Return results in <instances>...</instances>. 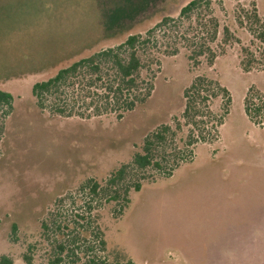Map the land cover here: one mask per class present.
Here are the masks:
<instances>
[{"label": "rangeland", "instance_id": "1", "mask_svg": "<svg viewBox=\"0 0 264 264\" xmlns=\"http://www.w3.org/2000/svg\"><path fill=\"white\" fill-rule=\"evenodd\" d=\"M190 1L0 0V91L13 98L8 116L0 113V258L25 264L32 246V264H50L56 246L77 236L76 261L65 253L62 264H85L99 233L97 254L109 264H264V112L254 122L244 113L250 90L264 99V21L248 19L253 7L264 17V0H209L179 20ZM164 16L175 23L138 52L139 77L152 84L145 103L117 119L100 88L81 87L70 117L36 107L34 83L145 35ZM198 51L195 65L188 57ZM196 77L217 82L230 102L219 92L199 104L193 128L182 95ZM163 126L154 157L166 170L134 167L144 139ZM121 166L124 179L109 186ZM88 181L97 196L82 190Z\"/></svg>", "mask_w": 264, "mask_h": 264}, {"label": "trees", "instance_id": "2", "mask_svg": "<svg viewBox=\"0 0 264 264\" xmlns=\"http://www.w3.org/2000/svg\"><path fill=\"white\" fill-rule=\"evenodd\" d=\"M209 2V0L190 1L180 9L178 19L189 18L192 13L198 11L203 5L208 8ZM248 19L252 20L251 23L254 26L264 21V17L260 19L257 16L254 7ZM171 23L174 24L175 19L164 16L154 28L147 30L145 35H129L123 43L80 59L66 68L58 70L53 77L34 83L31 87V96L35 99L36 107L40 111H44L48 105L53 114L70 117L77 103V97L80 98V94L83 92L82 88L84 90H87V88L88 90L100 88L102 95L96 92L95 95L102 101L103 108L110 114H114L117 119L121 118L123 114L133 111L136 107L146 102L152 90V84L141 80L139 77V72L142 69V62L138 54L139 48L145 46L150 41L152 34L157 28L169 26ZM210 24L213 29L211 36L214 38L217 24L212 18L210 19ZM252 28L248 30H253ZM223 32L227 33L228 31L224 28ZM257 32L258 38L264 43V32L261 29L257 30ZM200 53L199 51L193 52L188 57L189 60L197 65L198 62L194 56H199L198 54ZM212 58L209 57L207 62L211 63ZM241 65L243 70L249 72L250 62L241 61ZM85 74L89 76L87 79H85ZM219 92L226 96V105H228L230 100L226 89L219 86L217 82L208 80L205 77H196L190 86L183 91V117L191 127H197L196 118L203 116L199 104H206L211 99L217 98L220 94ZM255 100H258V102H255ZM12 101L11 94L0 91V113L2 114V118L8 116L10 113ZM263 112L264 99L259 96L257 91L250 90L244 100L245 115L250 121L254 122ZM224 113L226 114V112ZM220 121H217V124L220 125ZM167 132L168 128L163 126L161 130L147 136L143 141L141 153L133 155L132 165L141 170L147 167H153L161 171L166 170L162 163L155 159L154 153L160 150L165 133ZM195 142L197 141L193 139L191 144ZM171 170L165 172L167 177H170ZM125 173L126 167L121 166L111 174V177L107 181L108 185L117 186L124 179ZM85 188L95 196L100 192L99 184L94 181L85 183L82 186V190ZM133 190L138 192L140 185L136 183L133 186ZM126 191L124 189L121 199L123 203L128 204L125 198ZM110 197L111 200H117L120 197L119 192L113 190V194ZM93 238L95 240L92 242L93 245L87 247L92 256L87 259L85 264H109L104 257L97 254L99 251L104 252V241L101 239L100 234L95 233ZM76 242L77 236L73 237L71 242L67 241L66 244L57 245V251L54 253L50 264H62L64 261L63 254L65 253L73 262L75 260L74 252L77 250V246H75ZM94 244L98 246L99 250L94 247ZM33 248L32 246H28L26 253L23 255L25 264H32ZM0 264H12V262L7 257L2 256Z\"/></svg>", "mask_w": 264, "mask_h": 264}]
</instances>
